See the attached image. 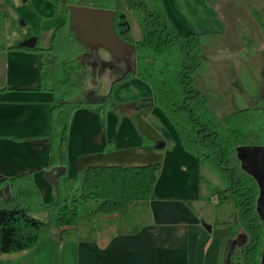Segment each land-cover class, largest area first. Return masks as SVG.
I'll return each mask as SVG.
<instances>
[{
    "label": "crops",
    "instance_id": "1",
    "mask_svg": "<svg viewBox=\"0 0 264 264\" xmlns=\"http://www.w3.org/2000/svg\"><path fill=\"white\" fill-rule=\"evenodd\" d=\"M160 3L180 35L207 36L202 47L201 65L193 74V80L215 115L225 118L244 108L253 109V95H264V86L259 87L256 77L258 74L264 77V51L213 48L210 41L221 38L225 30L212 0H160ZM21 44L6 45L0 50V180L30 173L42 200L49 202L54 196V188L45 173L49 171L54 96L50 91L39 89L43 57L38 52L7 50ZM260 48L264 50V47ZM239 51L245 59L240 63V56H236ZM115 59L110 57L109 61L115 62ZM117 60L127 71L125 61ZM242 63L252 84V76L256 75L254 84H250V92H245L237 81L235 86L232 85L231 78L234 81V73ZM117 83L105 98L87 93V99L100 104V111L84 104L72 113L63 166L68 177L76 178L91 166L135 167L161 162L162 168L153 189L155 199L136 203L130 214L122 219L114 214L92 216L90 212L96 207L93 204L85 218L92 224L79 227L78 221L74 235L68 236L67 240L78 243L83 233L88 234L87 240L98 251L97 259L105 257L108 264H134L132 260L139 257L138 250L144 247L155 251L188 250L189 258L179 256L174 260L175 264H199L194 260L192 250L199 249L202 256L207 254L210 241L204 233L211 232L213 226L206 230L201 208L196 209L193 205L203 201L201 187L197 184L198 172L204 168L210 170L198 165L196 158L182 148L175 129L154 105L152 89L144 78L136 76L122 80L120 77ZM108 98L112 101L110 104ZM215 224L217 228L226 225L223 222ZM236 224L232 237L227 240L228 250L231 247L240 249L242 238L244 243L249 239ZM115 249L122 251V255L121 252L111 253ZM36 257L37 254L29 250L0 254V264H35ZM161 261L160 257H151L148 264H160Z\"/></svg>",
    "mask_w": 264,
    "mask_h": 264
},
{
    "label": "trees",
    "instance_id": "2",
    "mask_svg": "<svg viewBox=\"0 0 264 264\" xmlns=\"http://www.w3.org/2000/svg\"><path fill=\"white\" fill-rule=\"evenodd\" d=\"M54 1L56 8H63L65 21L53 30L48 45L38 48L37 41L34 48L12 49L35 51L41 58L43 52L51 54L50 67L41 68L39 88L54 96L47 168L60 167L63 171L56 178L54 196L49 202L42 200L30 173L0 180V254L29 250L42 235L54 229L61 233L64 228L75 229L84 204L96 205L90 212L94 217L114 214L122 219L136 203L154 200L153 189L161 169L158 163L135 167L91 166L76 178L66 175L63 165L69 119L85 104L77 99L82 95L81 88L70 80L80 69L77 56L85 52L82 46H87L78 39L71 28L72 16L67 15L72 14L70 7L80 6L114 11L113 30L128 47L134 46L135 53V71L126 72L121 79L138 76L146 80L152 89L154 105L175 129L182 148L223 183L224 188H216L212 196L219 204L229 202L233 196L239 218L236 227L249 237L236 260L241 264H264V225L255 214L258 184H264V144L254 151L242 147L245 132L264 128V113L246 108L219 119L212 111L193 80L201 65L207 36L180 35L160 0H124L139 30L140 37L135 42L116 31L123 18L116 9V0H66L64 4ZM201 179L198 175L199 184ZM34 203L38 210L48 212L47 222L30 214Z\"/></svg>",
    "mask_w": 264,
    "mask_h": 264
},
{
    "label": "rangeland",
    "instance_id": "3",
    "mask_svg": "<svg viewBox=\"0 0 264 264\" xmlns=\"http://www.w3.org/2000/svg\"><path fill=\"white\" fill-rule=\"evenodd\" d=\"M116 1V9L123 14L125 20V26L123 28L124 34L131 41L138 40L140 34L133 15L126 9L124 0ZM59 2L62 3V0H59ZM212 2L216 6V12L225 30V35L221 36V38H214L210 41L213 48H227L231 49V51L232 49L233 51L235 49H237V51L240 49H249L247 50L248 52L254 53H256V49L261 53L264 51L263 48H260L264 47V28L261 27V24L264 25V0H212ZM199 9L201 13L205 14V11L201 8ZM67 15L70 16V18L72 16L70 12L67 13ZM257 16L260 17L259 21ZM64 21L65 14L63 8H56L54 0H0V50L3 48L5 49L6 45H12L17 42L24 43L32 38H36L38 41V48L46 47L53 30ZM72 34L74 33L72 32ZM186 34L187 33L184 35ZM82 47L85 54L80 55L78 59L80 69L71 75L70 80L81 88L82 95L77 99L87 106H91L100 111L102 109L100 104L93 102L92 99H87V93H94L99 98L107 97L110 89L115 86L117 87V80L126 74V70L124 65L121 64L122 62L109 61L112 55L105 48L99 47L92 52L89 50L90 48L88 46H86L87 48L84 46ZM7 50L12 51L13 49L10 47L7 48ZM241 54L243 53L239 51L236 56L238 58L240 56L241 58ZM238 58H236V61L234 60L235 65ZM241 60L245 61L244 58H241L239 63ZM51 62V54L43 52L42 67L44 70L50 67ZM243 66V63L242 66L239 64L238 72L236 71L234 73V81L233 78H231L233 82L232 85L235 86L237 81V84L241 86L245 92H250V84L252 83L248 77L249 74L245 73L246 69ZM254 76L256 75L254 74L252 76L253 84L255 81ZM256 77L259 81V87L264 86V77H261V74H258ZM233 94L236 95L234 91ZM252 98L254 101L252 112L259 113V111H261L264 113V95L262 96L256 93ZM107 102L110 104L112 101L108 98ZM244 134L245 137L242 141V147L246 146L254 151L257 146L264 144L263 127L257 131H247ZM256 157L257 156L254 155V158ZM158 164L162 168V163L160 162ZM198 175L202 177L200 184L197 177V184L198 188L201 187L200 194L203 201L193 206L196 209L201 208L200 215L202 216V221H205L203 223L205 226H213V230L204 233L208 242L210 241L207 254L202 256L199 249L192 250V252H194L193 258L199 264H237V262L241 264V261L236 260L239 256L240 249L231 247L228 250V246H226L228 238L232 237L234 233V223H238L239 221L234 198L230 196L229 202L219 204L212 196V193L216 188H224L223 183L214 173L206 171L205 168L199 170ZM182 201L186 202L184 199ZM35 203L33 207L30 208V214L33 217L47 222L49 218L48 212L38 210ZM93 204L94 203H88L81 206L78 219L79 227L88 225L89 223L92 224V222H86L85 218ZM255 214L261 224L264 225V184H258ZM220 222L226 223V225H220V228H217L218 225L215 223ZM200 223L202 225L201 221ZM64 230L65 232L61 233L59 229H54L42 235L38 243L33 248L29 249L32 254H37L35 264H108L105 257L103 259H97L96 252L98 251L95 249V246L93 247L90 240H87L88 234L83 233L78 243H71L68 242L67 239L68 236L74 235L75 229L69 228ZM242 240L243 245L247 243H244V237ZM80 242H82V245ZM138 252L139 257H134L135 259L132 260L134 264H148L151 257H153V259L160 257L162 259L160 264H175L176 261L174 260L179 256H183L187 259L189 258L188 250H176L174 252V250L171 249H157L155 251L150 248L148 249V247H144L142 250H138ZM261 252H263V247L260 250V253ZM111 253H120V255H122V251L117 249L111 250ZM127 253L128 251H126V254ZM131 253L132 251L129 252V254ZM142 254H144L143 257Z\"/></svg>",
    "mask_w": 264,
    "mask_h": 264
},
{
    "label": "water",
    "instance_id": "4",
    "mask_svg": "<svg viewBox=\"0 0 264 264\" xmlns=\"http://www.w3.org/2000/svg\"><path fill=\"white\" fill-rule=\"evenodd\" d=\"M72 12L71 28L76 31L78 39L86 44L91 51L99 47L108 50L112 57L123 59L128 66L126 72L135 71L134 46L128 47L113 30L114 11L91 7H70ZM36 38H32L20 46L24 48H34ZM63 169L54 167L45 173V177L52 185H56V178ZM210 230V226H204Z\"/></svg>",
    "mask_w": 264,
    "mask_h": 264
},
{
    "label": "flooded vegetation",
    "instance_id": "5",
    "mask_svg": "<svg viewBox=\"0 0 264 264\" xmlns=\"http://www.w3.org/2000/svg\"><path fill=\"white\" fill-rule=\"evenodd\" d=\"M125 3V2H124ZM121 15L123 16V14L121 13ZM118 26H117V28H116V31L118 32V33H120L121 34V36L122 37H125L124 36V31H123V28H124V26H125V20H124V18H121V21H119L118 23ZM124 24V25H123ZM262 157H263V154H262ZM264 158V157H263ZM261 166V165H260Z\"/></svg>",
    "mask_w": 264,
    "mask_h": 264
}]
</instances>
